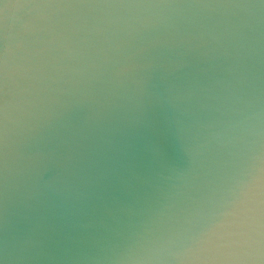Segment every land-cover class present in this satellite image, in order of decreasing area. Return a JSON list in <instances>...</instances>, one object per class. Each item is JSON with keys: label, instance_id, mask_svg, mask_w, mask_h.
Wrapping results in <instances>:
<instances>
[{"label": "clouds", "instance_id": "clouds-1", "mask_svg": "<svg viewBox=\"0 0 264 264\" xmlns=\"http://www.w3.org/2000/svg\"><path fill=\"white\" fill-rule=\"evenodd\" d=\"M0 264H264V0H0Z\"/></svg>", "mask_w": 264, "mask_h": 264}]
</instances>
